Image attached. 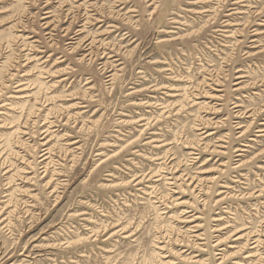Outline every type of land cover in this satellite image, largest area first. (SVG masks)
Here are the masks:
<instances>
[{
	"label": "rangeland",
	"instance_id": "374dc122",
	"mask_svg": "<svg viewBox=\"0 0 264 264\" xmlns=\"http://www.w3.org/2000/svg\"><path fill=\"white\" fill-rule=\"evenodd\" d=\"M0 264H264V0H0Z\"/></svg>",
	"mask_w": 264,
	"mask_h": 264
},
{
	"label": "bare ground",
	"instance_id": "6f19581e",
	"mask_svg": "<svg viewBox=\"0 0 264 264\" xmlns=\"http://www.w3.org/2000/svg\"><path fill=\"white\" fill-rule=\"evenodd\" d=\"M150 1V0H149ZM238 79H240V78H238ZM238 113V112H237ZM238 151H242V150H238Z\"/></svg>",
	"mask_w": 264,
	"mask_h": 264
}]
</instances>
